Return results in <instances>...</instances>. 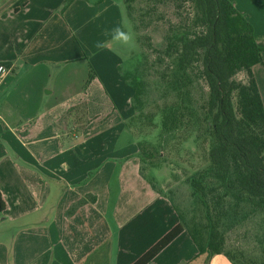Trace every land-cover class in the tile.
<instances>
[{
  "label": "crops",
  "instance_id": "crops-1",
  "mask_svg": "<svg viewBox=\"0 0 264 264\" xmlns=\"http://www.w3.org/2000/svg\"><path fill=\"white\" fill-rule=\"evenodd\" d=\"M231 3L264 49V0ZM117 25L110 0H0V264H134L180 224L143 173L133 90L107 35ZM63 72L73 92L58 100L45 80ZM202 263L184 230L147 264Z\"/></svg>",
  "mask_w": 264,
  "mask_h": 264
},
{
  "label": "trees",
  "instance_id": "trees-1",
  "mask_svg": "<svg viewBox=\"0 0 264 264\" xmlns=\"http://www.w3.org/2000/svg\"><path fill=\"white\" fill-rule=\"evenodd\" d=\"M73 1L65 0V4ZM134 1L121 0L137 44L136 62L125 74L133 90V115L128 121L132 130L142 118L145 68L138 55L142 21L134 20L131 13ZM189 1L191 18L171 25L156 51V87L164 102L149 119L158 133L160 156L181 131L207 141L208 166L187 180L191 196L201 207V219L185 228L178 214L180 224L134 264L149 263L184 230L197 257L204 256L202 264H210L218 255L230 264H264V105L252 74V68L262 63L264 49L257 46L251 25L229 0ZM145 14L150 17L152 9ZM241 72L245 80L237 81L235 76ZM92 78L90 72L85 87ZM78 113L85 114L84 104L70 109L65 117L76 118ZM136 142L140 161L150 160L142 147L146 140L136 137ZM246 211L257 218L253 250L228 245L226 240V226L241 223Z\"/></svg>",
  "mask_w": 264,
  "mask_h": 264
},
{
  "label": "rangeland",
  "instance_id": "rangeland-1",
  "mask_svg": "<svg viewBox=\"0 0 264 264\" xmlns=\"http://www.w3.org/2000/svg\"><path fill=\"white\" fill-rule=\"evenodd\" d=\"M118 7L123 27H130L127 21L121 0H110ZM231 2V0H229ZM94 2V0H89ZM131 13L134 20L142 21L139 25L138 34L141 35L138 55L141 57L140 63L144 64V86L141 96V121L133 127V133L137 139L144 138L143 143L145 153L150 160L143 161V173L149 180L171 198L177 213L181 216L185 228L194 223H199L201 217V207L196 199L191 196V188L188 178L203 171L208 166V143L202 137L196 139L195 133L178 132L175 138L168 141L162 154L157 145V131L149 119L155 115L158 107L163 104L164 99L161 97L160 88L156 87L158 81L159 68L153 65L157 57L156 51L164 44V37L168 28L181 22L186 18H191L192 9L189 0H135L131 3ZM152 15L148 17L146 10L151 11ZM201 29H197L199 31ZM151 45V46H150ZM123 61V71L131 72L136 62L137 44L132 48L113 45ZM135 53V54H134ZM69 74V73H68ZM67 72H63L56 78L53 74L51 79H46L47 90H53V97L60 98L71 95L72 90L67 89L66 80ZM237 81H244V73H238L235 76ZM57 98V97H56ZM86 106V104H85ZM139 114V115H140ZM154 123V122H153ZM149 143V144H148ZM159 152V156H158ZM245 215L241 223L225 229L226 240L228 245L238 244L244 249H254V234L258 228L255 225V218L252 214L242 212ZM232 220V219H231ZM232 223V222H231ZM204 259V256H202Z\"/></svg>",
  "mask_w": 264,
  "mask_h": 264
},
{
  "label": "clouds",
  "instance_id": "clouds-1",
  "mask_svg": "<svg viewBox=\"0 0 264 264\" xmlns=\"http://www.w3.org/2000/svg\"><path fill=\"white\" fill-rule=\"evenodd\" d=\"M107 35L111 38L112 42H115L120 46L128 48L135 46V35L130 27L126 28L120 25L114 26ZM95 47L97 50H102L105 47V43L98 40Z\"/></svg>",
  "mask_w": 264,
  "mask_h": 264
},
{
  "label": "built area",
  "instance_id": "built-area-1",
  "mask_svg": "<svg viewBox=\"0 0 264 264\" xmlns=\"http://www.w3.org/2000/svg\"><path fill=\"white\" fill-rule=\"evenodd\" d=\"M4 73V71L3 70H0V75H2Z\"/></svg>",
  "mask_w": 264,
  "mask_h": 264
}]
</instances>
